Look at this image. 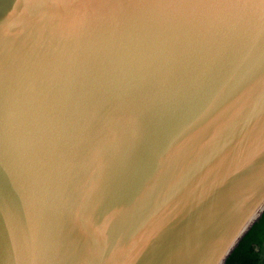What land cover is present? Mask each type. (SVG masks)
Segmentation results:
<instances>
[{"label": "water", "instance_id": "obj_1", "mask_svg": "<svg viewBox=\"0 0 264 264\" xmlns=\"http://www.w3.org/2000/svg\"><path fill=\"white\" fill-rule=\"evenodd\" d=\"M263 214L264 0H0V264H226Z\"/></svg>", "mask_w": 264, "mask_h": 264}, {"label": "trees", "instance_id": "obj_2", "mask_svg": "<svg viewBox=\"0 0 264 264\" xmlns=\"http://www.w3.org/2000/svg\"><path fill=\"white\" fill-rule=\"evenodd\" d=\"M226 264H264V214L244 237Z\"/></svg>", "mask_w": 264, "mask_h": 264}]
</instances>
